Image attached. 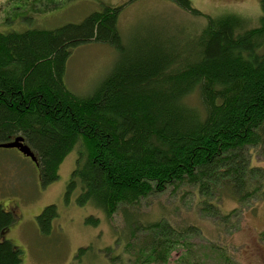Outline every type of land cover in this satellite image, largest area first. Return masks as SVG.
<instances>
[{
    "label": "trees",
    "instance_id": "obj_1",
    "mask_svg": "<svg viewBox=\"0 0 264 264\" xmlns=\"http://www.w3.org/2000/svg\"><path fill=\"white\" fill-rule=\"evenodd\" d=\"M170 1L206 17L188 44L135 38L129 49L118 28L123 4L51 29L0 31V142L24 138L42 186L75 151L64 199L107 218L120 210L125 241L146 231L137 237L140 264L166 262L181 242L168 221L137 219L131 206L150 194L193 186L199 208L215 218L224 197H264V168L251 163L252 149L264 155V0L254 26L238 14L209 16L190 0ZM89 42L112 46L118 57L81 95L64 76L72 50ZM236 211L220 212L218 224ZM57 215L56 205H46L35 218L39 231L49 234ZM14 218L0 205V264L22 262L20 247L4 236ZM127 242L128 251L134 245Z\"/></svg>",
    "mask_w": 264,
    "mask_h": 264
},
{
    "label": "rangeland",
    "instance_id": "obj_2",
    "mask_svg": "<svg viewBox=\"0 0 264 264\" xmlns=\"http://www.w3.org/2000/svg\"><path fill=\"white\" fill-rule=\"evenodd\" d=\"M190 2L205 15L238 14L249 26L256 25L261 15L259 0ZM122 4L118 28L129 49L135 38H164L166 43L185 45L206 24V17L193 15L170 0H0V31L51 29L79 22L104 6ZM117 57L116 50L105 43L79 45L67 61V87L81 95L91 93L110 72ZM251 151V163L264 168V155L258 148ZM75 154L68 153L59 164L58 178L42 186L30 160L15 148H0V205L8 204L15 215L4 236L20 247L21 264H140L136 259L137 237L146 231L140 230L125 241L120 237L126 227L120 210L107 218L91 205H77L73 197L70 201L64 199ZM198 199L193 186L168 187L131 206L141 224L162 218L180 234L181 242L176 243L166 262L147 264H264V197L242 203L224 197L217 218L201 210ZM49 204L56 205L58 215L51 232L45 235L39 231L35 218ZM234 208L237 211L229 221L218 224L219 213H229ZM88 215L97 217L99 222H86ZM126 242L134 247L127 251ZM86 246L90 248L77 255L79 247ZM116 254L119 256L114 262L110 257Z\"/></svg>",
    "mask_w": 264,
    "mask_h": 264
},
{
    "label": "water",
    "instance_id": "obj_3",
    "mask_svg": "<svg viewBox=\"0 0 264 264\" xmlns=\"http://www.w3.org/2000/svg\"><path fill=\"white\" fill-rule=\"evenodd\" d=\"M0 148H6V149L15 148L22 155L29 157L37 166L39 165L36 154L29 147V145L25 143L24 138L20 135L14 137L13 139L9 141L0 142Z\"/></svg>",
    "mask_w": 264,
    "mask_h": 264
},
{
    "label": "flooded vegetation",
    "instance_id": "obj_4",
    "mask_svg": "<svg viewBox=\"0 0 264 264\" xmlns=\"http://www.w3.org/2000/svg\"><path fill=\"white\" fill-rule=\"evenodd\" d=\"M26 159L30 160L28 157H25ZM31 161V160H30ZM32 162V161H31ZM33 163V162H32ZM34 164V163H33ZM37 168V167H36ZM2 209L7 212H12L13 213V208H11L8 204H3ZM14 221V220H13ZM12 221V222H13ZM12 222L8 225V227L12 224Z\"/></svg>",
    "mask_w": 264,
    "mask_h": 264
}]
</instances>
